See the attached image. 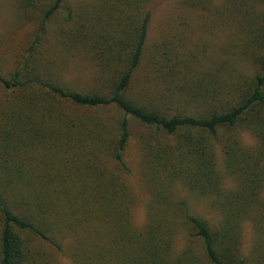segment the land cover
Returning <instances> with one entry per match:
<instances>
[{
    "label": "trees",
    "instance_id": "16d2710c",
    "mask_svg": "<svg viewBox=\"0 0 264 264\" xmlns=\"http://www.w3.org/2000/svg\"><path fill=\"white\" fill-rule=\"evenodd\" d=\"M43 1L34 40L14 69L0 66V264L42 257L37 241L68 251L73 264H264V0L226 1L242 41L207 62L173 38L146 47L149 0L77 10ZM191 4L211 9L210 0ZM57 15L65 27L43 53ZM71 51L84 56L73 66L89 72L84 88L62 80ZM133 125L149 194L141 227L125 160ZM179 190L207 198L217 216L195 213Z\"/></svg>",
    "mask_w": 264,
    "mask_h": 264
},
{
    "label": "rangeland",
    "instance_id": "374dc122",
    "mask_svg": "<svg viewBox=\"0 0 264 264\" xmlns=\"http://www.w3.org/2000/svg\"><path fill=\"white\" fill-rule=\"evenodd\" d=\"M32 1V2H31ZM0 0V66L3 71L14 69V65L21 59L27 47L34 40L35 33L39 26L40 12L37 7H41L43 0ZM39 1V3H37ZM68 5L77 10L84 5L90 8L101 0H65ZM196 2L200 0H194ZM227 0H210L211 9L205 8L203 5L191 4V0H149L145 4V10L150 12V20L147 27L146 47L150 49L156 42L174 39L176 45L183 43V50L186 53H193L205 62L209 58L219 60L227 57L226 45L230 43L240 44L242 37L237 36V15H231L228 9ZM43 4H48V0H44ZM25 6V7H24ZM207 9L209 11H207ZM232 10V9H231ZM258 12L264 13V3L258 4ZM58 17V15H57ZM54 18L46 26V32L41 44L40 50L43 53L53 52L54 39L60 37L62 27H65L61 17ZM58 39V38H57ZM245 39L247 37L245 36ZM186 40V41H185ZM205 48V51L203 49ZM58 51L55 50V53ZM183 51V52H184ZM66 53V52H65ZM67 54V53H66ZM46 54H43L45 57ZM70 61L68 68L63 71L62 80L74 88H84L89 83V76L83 70L73 68L76 62L84 59L78 53L71 51L67 54ZM145 60L140 64L136 78L140 81L145 73ZM0 73H2L0 71ZM138 87V85H136ZM134 87L133 91H137ZM136 88V89H135ZM0 90V95H1ZM61 111H67V103L57 101L52 98L50 100ZM140 129L135 125L132 126L133 135L129 145L125 151V160L130 168L129 186L135 193V205L132 210V223L135 227H141L145 220L144 202L149 198L146 187L143 183L139 170V152L134 134ZM243 141L247 145L253 143V138L243 133ZM217 166L223 174L224 186H232L233 179L226 175L223 168V160L220 150L216 148ZM177 197L186 198L191 209L208 219H214L217 212L211 209L208 200L205 197H195L186 190L177 191ZM264 194V190H263ZM242 250L247 251L251 245L252 230L250 223L245 221L242 223ZM179 239L176 240V246H183L184 235L180 233ZM37 248V256L32 259L29 264H40L41 261L46 264H73L68 256V251H59L51 242L37 241L34 243Z\"/></svg>",
    "mask_w": 264,
    "mask_h": 264
}]
</instances>
